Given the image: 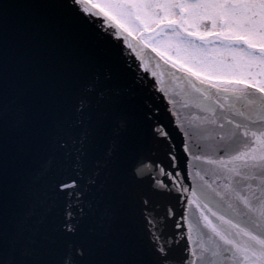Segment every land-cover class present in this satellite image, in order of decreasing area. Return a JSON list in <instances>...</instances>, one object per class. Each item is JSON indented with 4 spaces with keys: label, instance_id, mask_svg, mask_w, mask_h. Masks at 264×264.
Segmentation results:
<instances>
[{
    "label": "snow or ice",
    "instance_id": "obj_1",
    "mask_svg": "<svg viewBox=\"0 0 264 264\" xmlns=\"http://www.w3.org/2000/svg\"><path fill=\"white\" fill-rule=\"evenodd\" d=\"M133 36L254 99L169 126ZM0 264H264V0H0Z\"/></svg>",
    "mask_w": 264,
    "mask_h": 264
},
{
    "label": "water",
    "instance_id": "obj_2",
    "mask_svg": "<svg viewBox=\"0 0 264 264\" xmlns=\"http://www.w3.org/2000/svg\"><path fill=\"white\" fill-rule=\"evenodd\" d=\"M140 71H146L147 69L141 65ZM148 98H151L155 103L159 104L161 108L162 118L169 123L171 126V121L169 120V116L167 111H165L166 104H171V110L173 113L177 115V118L183 120L185 123L193 120L200 114L204 107L208 106L210 103H214L205 98V95L201 91H198L192 85H188V88L182 92H180L177 88L171 91V96H169V100L161 99L159 96L152 97L150 92H147ZM159 91V90H158ZM159 94L161 95L160 91ZM163 96V95H162ZM164 97V96H163ZM248 105V102L247 104ZM195 114V115H194ZM179 140V137H177ZM161 155H163L161 153ZM195 200V197H193ZM199 213V208H196L195 204H190L188 207V219L192 221L193 215ZM195 236V233L193 232Z\"/></svg>",
    "mask_w": 264,
    "mask_h": 264
},
{
    "label": "flooded vegetation",
    "instance_id": "obj_3",
    "mask_svg": "<svg viewBox=\"0 0 264 264\" xmlns=\"http://www.w3.org/2000/svg\"><path fill=\"white\" fill-rule=\"evenodd\" d=\"M160 39H161V37L154 38L155 43H157V41L160 40ZM138 41H139V42H142V41L144 42V38H141V39H139ZM144 43H145V42H144ZM162 57H163V56H162ZM163 59L166 60V61H168V60H167L166 58H164V57H163Z\"/></svg>",
    "mask_w": 264,
    "mask_h": 264
},
{
    "label": "rangeland",
    "instance_id": "obj_4",
    "mask_svg": "<svg viewBox=\"0 0 264 264\" xmlns=\"http://www.w3.org/2000/svg\"><path fill=\"white\" fill-rule=\"evenodd\" d=\"M168 39V37H161L160 40L157 41V43H163L164 41H166Z\"/></svg>",
    "mask_w": 264,
    "mask_h": 264
}]
</instances>
